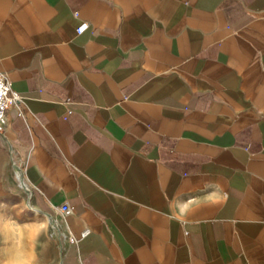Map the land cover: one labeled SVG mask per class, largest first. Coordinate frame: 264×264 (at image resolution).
<instances>
[{"label":"crops","instance_id":"1","mask_svg":"<svg viewBox=\"0 0 264 264\" xmlns=\"http://www.w3.org/2000/svg\"><path fill=\"white\" fill-rule=\"evenodd\" d=\"M0 72V264H264V0H0Z\"/></svg>","mask_w":264,"mask_h":264},{"label":"built area","instance_id":"2","mask_svg":"<svg viewBox=\"0 0 264 264\" xmlns=\"http://www.w3.org/2000/svg\"><path fill=\"white\" fill-rule=\"evenodd\" d=\"M78 14V11L75 12ZM90 27V22L87 20H82L76 27L77 33H82ZM21 95L18 91L13 89L10 81L8 80L4 72H0V133L4 132L5 124L7 121V111L9 107L14 103H20ZM71 110H68L69 114ZM61 209L65 213L72 211V207L68 204H63ZM74 239V238H72Z\"/></svg>","mask_w":264,"mask_h":264},{"label":"clouds","instance_id":"3","mask_svg":"<svg viewBox=\"0 0 264 264\" xmlns=\"http://www.w3.org/2000/svg\"><path fill=\"white\" fill-rule=\"evenodd\" d=\"M222 199L225 200V201L227 200V193H223V194H222ZM180 211H181V212H184L185 209H184V208H181Z\"/></svg>","mask_w":264,"mask_h":264}]
</instances>
